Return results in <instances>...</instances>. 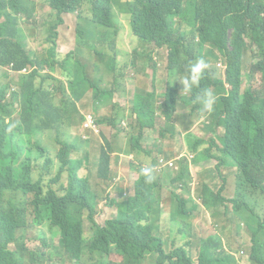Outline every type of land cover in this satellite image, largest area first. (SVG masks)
<instances>
[{"label": "trees", "instance_id": "trees-1", "mask_svg": "<svg viewBox=\"0 0 264 264\" xmlns=\"http://www.w3.org/2000/svg\"><path fill=\"white\" fill-rule=\"evenodd\" d=\"M49 1V16L44 17L42 25L38 26V4L31 0H0V18L4 17L0 22V63L12 62L14 68L30 64L42 70L49 69L67 81L51 72L42 75L40 70H35L19 78L9 74L7 81L0 83V264H23L24 258L16 257V252L8 249V245L15 235L18 237L20 233H27V228L30 242L36 240L37 232L38 239L44 242V229H48L52 235H57L56 229L60 232L59 256L45 254L41 248L27 247L24 239L22 255L28 257L29 264H44L47 261L49 264H60L66 259L80 264L79 260L84 255L98 256L94 264H148L150 259L154 260V264H195L193 239L198 237L180 229L173 235V225L178 224L172 220L171 234L163 236L150 223L149 217L153 206L163 197L162 190L187 179V165L172 180L165 179V183L155 179L152 172L151 181H147L138 169L140 176L134 182L133 195L126 199L123 195L121 199L110 198L108 193L104 195L123 211L105 225L97 224L94 215L102 196L91 187L92 173H80L84 159L72 156L83 149L72 137L70 121L77 112L85 118L77 101L90 91L93 97H107V100L114 95L121 97L126 94L124 89L115 88L113 81H107L105 75L109 73L114 76L115 72L123 71L124 65L117 52L127 47L133 49L134 43L121 34L123 28L115 21L114 3L117 0ZM85 6L88 11L84 9ZM127 6L132 14L136 35L158 46L166 42L170 45L167 69L175 78L180 77L177 72L182 71L180 64L184 59L179 50L182 37L177 35L176 30L181 25V18L187 22L198 20L200 48L209 43L201 59L208 62L209 57L215 62L223 60L227 65V81L231 89L225 87L218 74L213 76L208 71L201 78L200 87H194L191 92L216 86L218 99L215 110L209 113L208 128L217 135V139L222 140V151L230 157L231 169H238L236 209L240 210L251 194L261 191L264 195V0H132L127 2ZM30 7L33 9L30 10ZM77 10L78 19L87 26L76 27L82 42L63 55L58 52L59 25L63 22L61 15L62 12ZM24 18H27L28 26H22ZM42 28H45V32ZM39 29L44 35L45 44L40 52L26 45L27 31L35 35ZM113 32L117 34L115 38L108 35ZM120 34L124 40H118ZM89 40L95 43V55H99L100 49L105 46L109 49L108 56L99 58L100 65L96 67L101 72L104 86L95 70L88 77L92 49L83 41ZM117 44L120 46L117 47ZM131 56L133 63H136L137 51ZM61 60L64 65L60 64L61 68H57ZM247 63H250V83L241 92L242 70ZM76 66L81 68V74L76 71ZM154 70L157 69H143L138 75L147 79L153 76ZM257 73L261 75L258 86L253 82ZM40 76H43L41 80ZM176 82L182 88V84ZM46 83H54L53 89ZM147 91L146 96L135 98L131 111L125 102L112 105L113 115L104 120L119 131H126L133 122V114H136L137 123L133 126L136 132L131 142L137 148L142 133L155 130L157 114L172 116L174 104L178 103L174 97L160 102L156 99L155 89ZM7 94H11L10 99ZM174 117L176 120L177 116ZM220 127L224 128L223 135L217 134ZM137 128L141 130L138 134ZM169 128L167 126L165 129ZM164 131L162 129L160 134L164 135ZM188 135L191 153L202 154L201 150L209 153L216 145L215 139L208 142L206 137H198L192 142L193 133ZM138 136L141 138L137 139ZM26 137L29 138L28 145L25 144ZM148 139L153 140L154 136L150 135ZM111 145L112 142L105 135L100 164L97 166V178L100 180L113 178L117 173L109 172L108 149ZM85 158L89 159L88 153ZM134 168L137 171V166ZM65 173L67 185L56 188L55 185ZM219 175L224 177L223 174ZM214 176V172L205 171L200 177L199 189H210ZM187 187L190 189L188 183ZM155 190H159L157 195ZM172 197L175 199L171 202L187 205V201L173 191ZM220 202L219 198L212 196L203 199L204 206L213 214L218 212ZM167 204L160 203L159 208L164 210ZM195 207L193 204L190 208L194 211ZM43 214H46V220L41 223ZM30 215L33 220L29 223ZM242 218L253 232L254 247L249 259L252 264H264V223L246 213ZM87 219L91 223V230L96 228L95 236L90 239L85 238ZM190 229V223L184 226L185 232ZM135 238L139 239L138 243ZM197 246L198 264H235L219 233L199 238ZM113 253L119 257L115 255L111 260L109 256ZM148 253L157 255L146 256Z\"/></svg>", "mask_w": 264, "mask_h": 264}, {"label": "rangeland", "instance_id": "rangeland-1", "mask_svg": "<svg viewBox=\"0 0 264 264\" xmlns=\"http://www.w3.org/2000/svg\"><path fill=\"white\" fill-rule=\"evenodd\" d=\"M38 3V9L36 13L39 17V25L41 26L44 17L48 18L49 12L51 11L50 8V1L45 0H36ZM125 1V0H122ZM30 10L33 9L32 7L29 8ZM115 12L118 26H123L121 34H124L127 39L136 38L137 39V61L136 63H128L126 72L130 77H134L132 75V71H137V78L121 87L120 89H125L128 92V95L122 99L123 102L126 103L129 110H132L133 102L135 98H140L146 96L149 92L147 91L149 88H153L156 91H159L160 94H164L167 88V83L169 86L171 85V81L168 80V56L170 51V45L168 42L161 46H156L153 43H147L140 38L136 37L132 33L131 28V16L128 12L124 10L122 6L115 5ZM79 10L69 13L62 12L61 17L63 18V22L59 25V34H60V45L58 47V52L62 54H67L69 51L75 49L76 45L82 40L79 38L76 27L77 26H87L84 21L78 19ZM23 16V15H22ZM182 20L180 27L176 30L177 35L182 37V41L179 46V50L182 52L184 59L181 61L180 67L182 69L181 72H177L181 78L187 75L186 68L190 64H194L197 61L201 60V56L205 54L206 49L208 48L209 43H206L203 48H200L199 45V22L196 19H193L191 22H187ZM22 26H28L27 18H24L22 21ZM93 26H96L93 24ZM45 32V28L41 29ZM97 34L99 33V29L96 30ZM28 34V46L31 49H36L38 52L41 51L45 44L43 43L44 35L39 31L33 35L31 31H27ZM119 36L118 40H124L123 36ZM109 36L115 38L117 34L115 32L109 33ZM59 39V38H58ZM83 43L91 48V54L89 55L90 60L88 64V77L93 75V71L96 69L97 66L100 65L99 58H105L109 54L108 47H103L100 49V54L95 55L94 52V41H83ZM122 45V44H121ZM123 47V45H122ZM120 52H117V57L121 56ZM42 56V54H41ZM204 60L208 69L215 63L212 58H207ZM158 67L159 70L153 71L154 79L153 81L140 78L138 73L143 69L147 68H154ZM215 74H220L225 77V66L224 64H217L213 68ZM76 71L81 74V68L76 66ZM250 73V63H247L244 67V78H243V85L242 89L245 90L249 83L250 78L248 74ZM150 76V75H149ZM62 79V78H61ZM105 79L107 81H112L113 75L107 73L105 75ZM261 82V75L258 74L256 76V84H260ZM66 87L67 84H66ZM213 86L210 85L209 88L211 89ZM136 93L135 95H132ZM190 98V95H186L184 93H180L179 98L181 97ZM159 99V98H158ZM180 102H182L180 100ZM199 102H197L196 98L187 106L183 107L180 106L178 103L175 102L174 104V112L172 116H162L160 113L157 114L156 121V130L164 129V139L171 140V139H180L181 143L178 146L179 152L185 151L187 146V139L189 137V133H195L197 135L205 136L208 142H211L212 139H215L216 142L219 144L217 139V135H214L212 132L209 131V122L208 116L209 113H203L202 105L200 107L197 106ZM80 104L82 109L85 112V119L86 118H94L95 123L97 125L96 128L86 127L84 118L80 114V112L74 113L73 117L71 118L70 125L74 127L71 130L74 131L75 134L72 135L75 142L78 144L79 148L81 147L83 150L82 152H74L72 154L73 157L80 156L83 160V167L81 170V175H86L90 171L92 173L91 178V187L93 190L97 189L101 194V199L98 202L97 210L95 213V220L97 224L103 226L106 224L108 220L116 218L121 211H123L120 207L116 204L111 203V200L106 199L104 195L106 193L109 194L110 198L121 199V195L125 197V199L129 195L134 194V182L139 176V171H135L136 169L134 166L143 167L148 166L151 167L154 165V162L151 160H146L147 158L153 157L155 158L156 155L159 157H163L159 155V150L161 149V142L162 138L159 135L158 131H149L145 130L142 133V141L139 143V148L135 147L134 144L131 142L133 139V133L136 132L133 126L137 123L136 114H133V122L131 125H128L126 131H119V129L113 128L107 125L104 122L105 118L108 116H112L113 112L107 100V97L102 98H95L92 96L91 91L84 94L80 98ZM183 110H189L192 112L191 114L183 113ZM161 111V109H159ZM186 112V111H185ZM177 119L175 120V117ZM169 124V125H168ZM170 126L169 130L165 128ZM140 128H137V134L140 133ZM185 134H182V133ZM103 133V134H102ZM224 128L219 129V133L223 135ZM102 134V135H101ZM110 139L112 145L109 147L108 152L110 155V163H109V172L110 174L116 173L115 177L108 179V180H100L97 178V166L100 164V156L102 153V148L104 146V136ZM152 135L154 136L153 140H149L148 137ZM141 137H137L140 139ZM135 140V139H134ZM26 145L29 144V138L26 137ZM75 151V150H74ZM145 151L152 152L151 154L146 153ZM172 150L165 151V153H172ZM86 153L89 154V159L87 160ZM55 152H52L54 155ZM207 157V156H206ZM206 157L197 158L194 156V160L192 161L193 166H189L192 170L202 171L204 169H208L207 163H197V160H203ZM167 160V159H166ZM186 166V165H185ZM167 166L165 168H168ZM181 167L179 166L175 170H172L171 177H174L177 172L180 170ZM174 168V167H170ZM154 172H158L154 170ZM166 179V177H165ZM192 180V179H191ZM216 182L219 181L218 178L215 179ZM67 173L64 174L63 178L60 180L59 183L55 185L56 188L59 186L65 187L67 185ZM164 180L162 181V183ZM234 186L235 182L232 180V190L231 193L228 194V206H229V214L225 216L223 213L218 214L217 216H211V219L208 217L207 213H205L204 207L202 205H198L196 208V212L200 213L197 214L193 212L192 216L187 219L186 222L191 224L190 231L192 234L196 235L198 238L208 236L211 234L219 233L225 243V248L229 251V256L231 257V261L235 262V264H252L249 259V255L252 248V234L248 229L247 225L240 219L233 211V203L231 200L235 193H234ZM122 189H125L123 191ZM123 191V192H122ZM172 191L175 192V195H178L179 190L175 186H169V188H165L162 190L163 197L159 199L158 202L153 206L154 209L151 212L150 223L154 224V228L157 229L160 234L163 236H168L171 234V221L172 215V204L171 201L175 199L172 197ZM156 195L159 193V190H155L154 192ZM232 196V197H231ZM168 203L166 210H161L159 208V204ZM250 208L255 212L259 213L262 218L264 219V195L258 193L255 199H252L249 203ZM33 220V216H28L29 223ZM46 220V214H43L41 218V223H44ZM203 221H206V225L203 224ZM178 225H173V235L178 233ZM46 233V239L44 242L38 239V232L36 236V240L30 242V232L27 228V233H20L18 237H14V239L9 243L8 249L13 250L16 252V257H22L28 261V257L23 254L22 243L24 239L27 242V247L31 248H41V251L45 254L52 253L55 256L58 255L59 250V241H60V232L58 229L57 235H52L48 229H44ZM85 231L86 239L93 238L96 234V228L91 230V223L89 220H86L85 223ZM194 246H193V256L195 258V264H198V256H199V248L197 246L198 239H193ZM135 242L138 243L139 239L135 238ZM217 251H221V249H217ZM116 253H113L109 256V259H113ZM156 253H148L146 256H153L156 257ZM117 256V255H116ZM98 256L89 257L84 255L80 258V264H94ZM119 257V256H117ZM44 264H49L47 261ZM51 264H59L57 262H52ZM60 264H74L70 259H66L65 261H61ZM148 264H154V260L150 259Z\"/></svg>", "mask_w": 264, "mask_h": 264}, {"label": "clouds", "instance_id": "clouds-1", "mask_svg": "<svg viewBox=\"0 0 264 264\" xmlns=\"http://www.w3.org/2000/svg\"><path fill=\"white\" fill-rule=\"evenodd\" d=\"M31 1H33L36 5L38 4L36 0H31ZM46 1H48V0H45V2ZM128 1H132V0H125V1L117 0L114 3V10H115V5L122 6L124 8V10L126 12H128L130 14V16H131L132 33L136 37L140 38L141 40H143V41H145L147 43H153V44H155L158 47V45L155 42L144 40L143 38H141V37H139L138 35L135 34V32L133 30V24H132V14L129 11L128 6H127V2ZM84 9L86 11H88V7L87 6H85ZM3 20H4V17L0 18V22L3 21ZM115 21H117L116 12H115ZM180 23H182V20H180ZM121 27L123 28V26H121ZM131 40L134 43L133 49L127 48V49H123L120 52L122 55L119 56V58L123 62L124 69H123V71H119L118 70L119 73L115 72V74L113 76L112 81H113V84H114L115 88L124 86V85L134 81L135 78H136V75H135L136 71H132V75H134V77H130L128 75V72H126L127 68H125V65L127 63H129V64L133 63V61H132L133 59H132L131 54L135 53L137 51V39L134 37V38H131ZM58 43L60 45V34H59ZM26 45H27V48H28L29 47L28 44H26ZM119 46H120V44H117V47H119ZM219 63L224 64V66H225V77H223L220 74H218V76H219V78H221L224 81L225 87L228 88V89H231V85L227 81V65H226V63L223 60H220V61L215 62L214 64H212V66L209 67L208 69H206L207 65H206L204 59H201V60L197 61L196 63L190 64V65L187 66V68H186L187 75L185 77H183V78H181L179 76H177L175 78L174 76H172L170 74L169 70L167 69V71H168V80L171 81V85L169 86L170 82L167 83L168 86H167L166 91L164 92V94H160L159 91H156V99L159 98L158 100L160 102H164L167 99V97H174V98L177 99L178 104L180 106L187 107L196 98L197 102H199L197 104V106L200 107L202 105L203 113H211V112H213L215 110V105H216L217 99H218V94L216 93V86H213L211 89L210 88H204L200 92H196V93L191 92V91H192V89L194 87L195 88H199L200 87L201 78L208 71H210L211 74L213 76H215V72H214L213 68H214L215 65H217ZM60 64L64 65V61L63 60L59 61V63L57 64V68H61ZM244 67H243V70H242V75H243L242 76V85H243V78H244ZM154 68H156L157 71L159 70L158 67L154 66ZM35 70H40L42 75H45V73H50L51 72L49 69L42 70V69H40V68H38L36 66L30 65V64L26 65V66H24L22 68H14V65H13L12 62L9 63V64H1L0 63V83L1 82H6L9 74L19 78L22 75H29L32 72H34ZM95 71H96V75L100 74V76H101V72L99 70L95 69ZM51 74L56 76L57 78H62V79H64L66 81L65 78L57 76L54 72H51ZM258 74H260V73H257L255 75L254 81H253L256 86L259 85V84L258 85L256 84V76ZM42 77L43 76H40L39 80H41ZM147 79L153 81L154 76H151V77H149ZM176 81H179L182 84V88L177 84ZM66 83H67V81H66ZM46 85L50 89H53V87H54V83H46ZM242 85H241V92H244L247 88L245 90H243L242 89ZM103 86H104V82H103ZM149 89H151V88H149ZM180 93H184L186 95H190V98H187L185 96L179 98ZM58 96L60 97V94H58ZM10 97H11V94H7V98L10 99ZM180 100L182 102H180ZM108 102H109V105L111 107V103H110L109 100H108ZM77 105H78L79 109L81 110L82 114L85 116V112H84V110L81 107L80 100L77 101ZM183 113L192 114V112H190L189 110H183ZM84 121H86L85 122V126H86L88 118H86V119L84 118ZM94 122H95V120H94ZM86 127H88V126H86ZM73 129H74V127H73ZM155 131H158V133H159V135L161 136L162 139L165 138L164 135L160 134V132H161L160 129L159 130L155 129ZM72 133L75 134L73 130H72ZM193 135H194V137L192 138V142H195L198 137L199 138L205 137L203 135L199 136V135H197L195 133H193ZM141 141H142V139L140 140V143H141ZM218 141H219V144L216 142V145L213 147L211 152L207 153L206 151L201 150V151H203V153L201 154V152L191 153L189 151L188 148H189V145L191 143H190L189 139H187V144H186L187 148H186L185 151H182V152L174 151V153L171 154V155L165 153L164 151H162V153L164 154V157L157 156L156 157V161L154 162V165H152L151 167L143 166V167H140L139 170H141L142 175H144L146 177L147 181H151V179H152L151 172H152L153 177L155 179H161V178H158V177L165 174L166 179L172 180V177H171L172 170H175L179 166L187 165L188 166L187 173H186L187 179L185 181H182V182H185L186 184L187 183L189 184L190 182L193 181V176H191V173L189 174V169H190L189 166L191 165L192 161L194 160V156H205V157L207 156L206 157V161H207L208 169H212L214 171V173H216V174H218L219 172L221 174H223V172H222L223 169H227V170L229 169L230 171H229L227 177H225V179L222 180L220 183H217V184H212L211 183L210 189H208L207 191H203L202 189H199V187H198V190H196L194 193H192L190 191L189 194H188V197H186L183 193L178 192V196H180L182 199L186 200L188 206L185 205V204H176V202H171L170 204H172L171 205L172 206V210H171L172 221H174V222H176L178 224L179 229L182 232H184L186 234H190V235L196 237V235L192 234L191 231L185 232L184 231V226L188 224V222H186V221H187V219L189 217L192 216L193 212L197 213L195 210L198 207V205H202L204 207L205 213H207V215H208V217L210 219H211L212 215L213 216H217L220 213H223L225 216H228V214H229V206L227 204L228 199L226 197H229L228 194L231 193L232 180H234V182H235V186H234L235 195L229 201H231L233 203V211H234V213L238 216V218H240L247 225L248 229L250 230V232L252 234V237H251V240H252V248H251V250H252L253 247H254L253 239H252L253 238V232L250 229L248 223L245 220H243L242 215L245 214V213L246 214H250L253 217H255L259 222L264 223V219L262 218V216L259 213L255 212L254 210H252L250 208V205H249L250 201L252 199H255L257 197L258 193H261L263 195V192L257 191L255 193L251 194L242 203L241 209L240 210L236 209L235 200L237 199L238 169H236V168L235 169H231L232 165L230 164V157L228 155L224 154L223 151H222V149H223L222 140L218 139ZM55 145L57 146V148H59V145L56 142H55ZM145 152L148 153L149 151H145ZM56 160L58 161L59 159L56 158ZM167 166L174 167V168L173 169L170 168V167L165 168ZM181 168L177 172V174L179 172H181ZM154 170H156L158 172L156 173V172H154ZM139 176H140V174H139ZM214 178H215V176H214ZM161 180H163V179H161ZM182 182H175V187L177 189H179V184L182 183ZM163 183H165V178H164V182ZM207 196L217 197V198L220 199V201H221L220 202V207H219V210H218V212L216 214H213L212 211L208 210L204 206L203 199L206 198ZM193 204L196 205L194 211H192L191 208H190V207L193 206ZM167 205H166V208H164V210L167 209ZM197 214H200V213H197ZM203 224L206 225V221L205 222L203 221ZM195 239H199V238H195ZM29 263H30L29 261L24 259L23 264H29Z\"/></svg>", "mask_w": 264, "mask_h": 264}, {"label": "crops", "instance_id": "crops-1", "mask_svg": "<svg viewBox=\"0 0 264 264\" xmlns=\"http://www.w3.org/2000/svg\"><path fill=\"white\" fill-rule=\"evenodd\" d=\"M128 48V47H127ZM126 48V49H127ZM135 75H136V78H137V71L135 72ZM135 78V79H136ZM126 91V90H125ZM136 93H133L132 95H134ZM128 95V92L126 91V94L124 96H117L118 98L122 99L125 98L126 96ZM122 104H124V102L122 101ZM155 131V130H154ZM182 134H185L184 132ZM181 141L180 139H171V140H165L164 138L162 139V142H161V149L159 151V155H162L164 157V154L162 153V151H168V150H172L173 152L172 153H168V154H173L174 151H179L178 150V146L180 145ZM158 155H156L157 157ZM156 157L153 158V157H150V158H147L146 160H151L153 162L156 161ZM197 158H200V157H205V156H196ZM197 163H207L206 161V158H204L203 160H197ZM190 166H193L192 163ZM139 169V167L137 166V170ZM136 171V170H135ZM139 171V170H138ZM205 171H208V172H214L212 169H204L202 171H197V170H192L191 168L189 169V174L191 173V176H193V181L189 183V186H190V189H188L187 187V184L185 182H182L179 184V192L180 193H183L186 197H188V194L189 192L191 191L192 193H194L196 190H198V187L199 185L201 184V175L205 172ZM228 171V172H227ZM229 169H223V175L224 177L221 178L219 174H221L220 172L218 174L215 173V178L212 179L211 183L212 184H217V183H220L222 180L225 179V177H227L228 173H229ZM137 172V171H136ZM139 174V173H138ZM158 178H161L164 180L165 178V174L162 175V176H159ZM218 178L219 181L216 182L215 179Z\"/></svg>", "mask_w": 264, "mask_h": 264}, {"label": "flooded vegetation", "instance_id": "flooded-vegetation-1", "mask_svg": "<svg viewBox=\"0 0 264 264\" xmlns=\"http://www.w3.org/2000/svg\"><path fill=\"white\" fill-rule=\"evenodd\" d=\"M97 76H98V78L101 80V76H100V74H98ZM101 83H102V85H103V81H102V80H101ZM109 101H110V103H111V106L114 105V104H117V103H119L120 105H122V101H121V99L118 98V97L115 96V95L109 97Z\"/></svg>", "mask_w": 264, "mask_h": 264}, {"label": "built area", "instance_id": "built-area-1", "mask_svg": "<svg viewBox=\"0 0 264 264\" xmlns=\"http://www.w3.org/2000/svg\"><path fill=\"white\" fill-rule=\"evenodd\" d=\"M86 126L91 127V128H96L97 127V125L95 124L93 118H88V121L86 123Z\"/></svg>", "mask_w": 264, "mask_h": 264}]
</instances>
